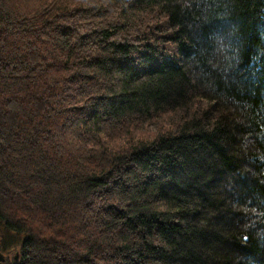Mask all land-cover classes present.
Returning a JSON list of instances; mask_svg holds the SVG:
<instances>
[{
    "label": "trees",
    "instance_id": "16d2710c",
    "mask_svg": "<svg viewBox=\"0 0 264 264\" xmlns=\"http://www.w3.org/2000/svg\"><path fill=\"white\" fill-rule=\"evenodd\" d=\"M0 227L4 264H264V0H0Z\"/></svg>",
    "mask_w": 264,
    "mask_h": 264
},
{
    "label": "rangeland",
    "instance_id": "374dc122",
    "mask_svg": "<svg viewBox=\"0 0 264 264\" xmlns=\"http://www.w3.org/2000/svg\"><path fill=\"white\" fill-rule=\"evenodd\" d=\"M20 239L21 237L19 235L8 233L7 231L3 230V228L0 227V241H3L4 249L2 251V255L4 257V260L6 257H8L7 255H9L12 252H15L20 242Z\"/></svg>",
    "mask_w": 264,
    "mask_h": 264
},
{
    "label": "water",
    "instance_id": "95a60500",
    "mask_svg": "<svg viewBox=\"0 0 264 264\" xmlns=\"http://www.w3.org/2000/svg\"><path fill=\"white\" fill-rule=\"evenodd\" d=\"M15 260H17V255L15 256ZM4 262V257L2 254H0V264H3Z\"/></svg>",
    "mask_w": 264,
    "mask_h": 264
},
{
    "label": "bare ground",
    "instance_id": "6f19581e",
    "mask_svg": "<svg viewBox=\"0 0 264 264\" xmlns=\"http://www.w3.org/2000/svg\"><path fill=\"white\" fill-rule=\"evenodd\" d=\"M4 262H5V260H4ZM4 262H3V264H4Z\"/></svg>",
    "mask_w": 264,
    "mask_h": 264
}]
</instances>
